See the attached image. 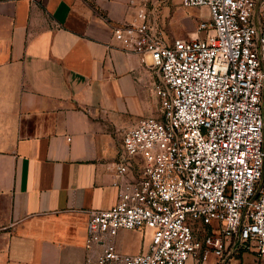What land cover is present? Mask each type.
Wrapping results in <instances>:
<instances>
[{
	"label": "built area",
	"instance_id": "2783aa9c",
	"mask_svg": "<svg viewBox=\"0 0 264 264\" xmlns=\"http://www.w3.org/2000/svg\"><path fill=\"white\" fill-rule=\"evenodd\" d=\"M205 9V37L169 43L155 8L113 28L128 54L158 74V118L128 130L113 164L116 203L90 214L86 264H226L264 260V0H180ZM150 232L126 254L121 231Z\"/></svg>",
	"mask_w": 264,
	"mask_h": 264
},
{
	"label": "crops",
	"instance_id": "0c3cea01",
	"mask_svg": "<svg viewBox=\"0 0 264 264\" xmlns=\"http://www.w3.org/2000/svg\"><path fill=\"white\" fill-rule=\"evenodd\" d=\"M166 4L0 0V264H86L90 214L117 200L122 138L157 109L149 58L126 53L113 28L141 5L165 26ZM149 240L114 242L134 255ZM240 253L226 264H264Z\"/></svg>",
	"mask_w": 264,
	"mask_h": 264
},
{
	"label": "rangeland",
	"instance_id": "374dc122",
	"mask_svg": "<svg viewBox=\"0 0 264 264\" xmlns=\"http://www.w3.org/2000/svg\"><path fill=\"white\" fill-rule=\"evenodd\" d=\"M166 7L169 9L167 17H165V26H161V29L163 30V33L169 43H172L173 40L176 39H186V38H192L196 35L198 37H205L207 35V32H199L198 31V24L202 22H208L209 16L204 9H183L179 5V0H166ZM159 10L157 13L154 14L153 19L158 18L157 21L160 23V16H159ZM181 14V15H180ZM182 17V18H181ZM175 32V33H174ZM151 65V61L148 62ZM152 92L154 94V88L156 85H158L159 78L158 74L155 70L152 71ZM155 95V94H154ZM155 98V96H154ZM155 101L157 102V109L154 112V115L150 118H158V101L155 98ZM148 234H146V237L142 239V237L137 238L136 240L142 243L143 241H146ZM241 253H247L252 255L250 251H241ZM240 253V255H242ZM235 257H238L237 255H234L231 257V259H234ZM211 260V259H209ZM244 262V261H243Z\"/></svg>",
	"mask_w": 264,
	"mask_h": 264
}]
</instances>
